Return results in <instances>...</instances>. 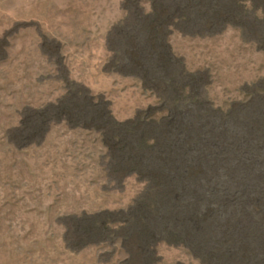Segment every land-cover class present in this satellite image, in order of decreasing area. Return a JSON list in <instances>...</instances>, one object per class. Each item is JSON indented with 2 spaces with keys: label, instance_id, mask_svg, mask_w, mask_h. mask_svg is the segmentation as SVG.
<instances>
[{
  "label": "rangeland",
  "instance_id": "1",
  "mask_svg": "<svg viewBox=\"0 0 264 264\" xmlns=\"http://www.w3.org/2000/svg\"><path fill=\"white\" fill-rule=\"evenodd\" d=\"M218 221L264 236V0H0V264H231Z\"/></svg>",
  "mask_w": 264,
  "mask_h": 264
},
{
  "label": "bare ground",
  "instance_id": "2",
  "mask_svg": "<svg viewBox=\"0 0 264 264\" xmlns=\"http://www.w3.org/2000/svg\"><path fill=\"white\" fill-rule=\"evenodd\" d=\"M251 200L252 202H254L253 209L255 211L260 210L259 206L262 205L260 200L258 198H251L250 202ZM231 202H233L235 206H239L238 203H236L234 200L230 201V203ZM220 213H221L220 208L208 209L205 214L206 216L204 215V218L202 221H205L208 217H211V216L215 220H219ZM236 218H239L236 220L238 221L242 217L237 215ZM249 222H251V219L249 220ZM212 225H215V224L212 222ZM236 226L238 225L236 224L231 225L229 224V222L225 224H221L218 221V223L216 224V227L219 228V231L217 230L219 232V235H218V238L215 240V244L220 243V242L227 243V240L231 241L234 245L236 244L234 250L231 249L227 251L228 261L231 264H238V263L240 264H264V236L262 235V233L259 236L250 234L249 232H247V230H249V227H250L247 224L240 225L243 228H235ZM244 231H246L245 234H244Z\"/></svg>",
  "mask_w": 264,
  "mask_h": 264
}]
</instances>
